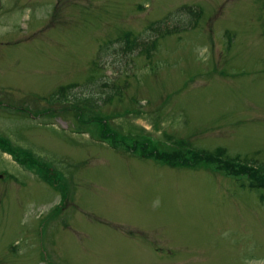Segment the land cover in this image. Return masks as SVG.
<instances>
[{"label":"rangeland","instance_id":"1","mask_svg":"<svg viewBox=\"0 0 264 264\" xmlns=\"http://www.w3.org/2000/svg\"><path fill=\"white\" fill-rule=\"evenodd\" d=\"M0 134V264H264V0H0Z\"/></svg>","mask_w":264,"mask_h":264},{"label":"trees","instance_id":"2","mask_svg":"<svg viewBox=\"0 0 264 264\" xmlns=\"http://www.w3.org/2000/svg\"><path fill=\"white\" fill-rule=\"evenodd\" d=\"M150 47H154L153 45H151ZM70 86H63L61 88L58 89L57 92L54 93L55 96H57V94H61L65 89H68ZM94 131L96 132V135L99 139L101 140H112L115 141L117 139V137H119L115 131L113 130V134H104L102 130L98 129L97 127H93ZM135 144V145H134ZM132 146H127V148H137L139 144H137L136 142L134 143ZM182 143L179 142V145H181ZM0 145H4V151L7 153H13V148L9 145V143L4 140L3 138L0 137ZM140 148L135 152L133 150H131L134 155L138 158L141 159H147V158H153L156 161L163 163V161H165L166 163H163L165 165H169V166H175V165H186V166H193L190 162H181L179 160H175L178 155H181L180 152L176 151L174 152L173 155H167L166 153H161V151L158 148V145H154L151 144L149 142L148 139H146L143 143V145L140 144ZM147 150H149V153H145ZM181 150V149H180ZM219 152H221L220 150H218ZM25 157H29L28 153L24 154ZM194 158L196 161H204L206 163L207 161H216L219 163H222V161L220 160V157H218L217 155H212L210 153H196L194 154ZM183 161H186V159H183ZM228 161V166L229 168H227V170H230L233 174H236L237 176H242L243 174H246L247 177L246 179L249 181L248 187L252 190H256V191H264V171L262 172V169L257 168V167H253V166H249V165H240L238 166V168L236 169L235 166L232 164L233 160H226ZM224 161V162H226ZM264 199V198H263Z\"/></svg>","mask_w":264,"mask_h":264}]
</instances>
